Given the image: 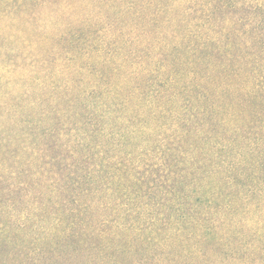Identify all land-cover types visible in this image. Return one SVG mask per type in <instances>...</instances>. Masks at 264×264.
<instances>
[{
    "label": "trees",
    "instance_id": "1",
    "mask_svg": "<svg viewBox=\"0 0 264 264\" xmlns=\"http://www.w3.org/2000/svg\"><path fill=\"white\" fill-rule=\"evenodd\" d=\"M168 2L0 0V58L26 38L0 73V258L52 216L108 259L264 264V0Z\"/></svg>",
    "mask_w": 264,
    "mask_h": 264
},
{
    "label": "rangeland",
    "instance_id": "2",
    "mask_svg": "<svg viewBox=\"0 0 264 264\" xmlns=\"http://www.w3.org/2000/svg\"><path fill=\"white\" fill-rule=\"evenodd\" d=\"M171 1L176 0H170L171 4L168 2L166 5H161L160 7L171 8L175 10L190 9L192 11H194V9L211 7L208 4H204L208 0H184L181 4ZM8 25V20L0 21V28L5 26L9 27ZM18 27L19 25H14L11 28H7L5 34L2 35L4 40H7L6 37L18 29ZM25 39L26 38L24 37H20V39L15 44H13L14 46L11 44L9 45V48L12 47L14 51L9 55V57L1 56L0 59L3 60V63L0 65V73H8V76L10 77L9 73H17V71L24 72L15 66H22V59L19 57V53H17L15 49H21V43ZM33 50L34 52L36 51V49ZM29 52H31V50H29ZM26 60L29 61L27 58ZM4 66H6V68H4ZM14 75L15 74H13L11 77L16 79L17 76ZM72 221L73 220H61V222L58 223L52 216L49 218H42L39 221L31 220L30 224L37 223V225L28 227L24 233L26 237H24V239L27 241H32V245L35 249L32 251H27L25 253L26 256L18 255L17 257L15 255L16 260H11L13 258L12 256L11 259L2 257L0 258V262L3 264H112V260L115 259L119 264H153L155 257L165 258V251L156 248L152 252L150 250L148 253L146 251L140 250L138 251L139 253L137 256L133 257L130 255L131 258L120 253H115L114 257L110 256V259H108L105 257L104 252H102L101 242L97 237L99 236L98 232L94 231L91 227H88L83 232L78 231L77 228L71 229L69 223ZM109 228H111L110 225H108V229ZM167 228L168 227H166V229ZM165 230L157 232L156 235H163V233L166 232ZM110 236L111 235H103L102 237L106 238ZM127 239L128 240H123L120 242L119 239L112 238L108 242L112 241L114 244H118L119 246L123 245V247H130L131 239ZM139 241L140 240L137 241L138 244ZM104 242L106 241L104 240ZM2 251V255H4L6 252H9L10 254L14 252L10 247H4ZM144 252H146V255H148L147 259L144 260V258H142V260H139L141 257H143V255H145ZM131 259L133 260L132 262L127 261Z\"/></svg>",
    "mask_w": 264,
    "mask_h": 264
}]
</instances>
